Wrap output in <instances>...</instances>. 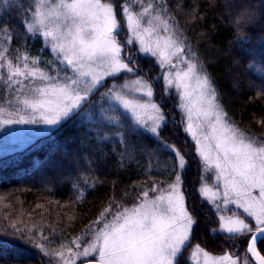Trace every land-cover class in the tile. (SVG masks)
Returning a JSON list of instances; mask_svg holds the SVG:
<instances>
[{
    "label": "snow or ice",
    "instance_id": "obj_1",
    "mask_svg": "<svg viewBox=\"0 0 264 264\" xmlns=\"http://www.w3.org/2000/svg\"><path fill=\"white\" fill-rule=\"evenodd\" d=\"M137 4L141 5L140 11L133 10ZM8 7L24 13L21 25L25 34L29 39L42 38L54 60L45 61V67H41L40 57L31 56L26 50L10 53L4 41L10 42L13 38L11 24L0 18V72L4 73L0 75V87L4 89L0 100V128L12 124H43L59 130L73 117L89 115L90 108L83 112L81 109L104 87L108 78L115 81L122 74L135 75L138 71L130 66L132 55L125 54L128 45L138 43L139 52L157 57L162 69L177 68L173 64L175 58L187 67L164 74L165 92L175 87L178 107L186 119L185 132L195 142L202 173H212L214 178L209 185L203 182L205 175H201L200 195L218 213L221 211L218 201L223 202L225 211L229 205H235L231 215L219 216L218 231L234 244L240 239L247 240L243 264H249L247 254H251L255 264H264V256L258 250V244L264 241V140L245 133L227 116L196 54L191 49L185 54V40L174 18L167 14L163 0H148L146 6L142 0H125L121 8L129 36L123 43L118 39L122 27L113 0H30L27 4L25 0H13ZM262 8L264 4L245 6L237 13L234 25L238 35L234 43L241 48L249 41L242 29L259 22L264 16ZM246 51L253 58L246 71L252 70L264 79V48ZM56 61L59 64L52 69L55 72L52 75L47 65H54ZM153 96L149 80L142 76L125 78L101 93V97L114 102L113 113L115 106L122 112L110 115L101 108V114L108 123L124 129L114 133L125 146L120 153L121 161L134 158L129 151L133 142L128 133H149L158 141L157 149L150 156L155 157L158 151L164 150L174 154L163 165L169 178L174 174V179L162 181L160 185L154 183L131 206L117 204L119 210L114 213L106 208L101 218L107 214L111 219L105 220L83 247L80 237L74 239L71 243L76 245L75 251L64 244L59 250L50 249L37 243L36 236H28L44 256H56L59 264H77L82 257H94L93 264H179L197 221L186 207L182 190L187 161L174 145L160 140L165 116ZM122 117L129 121L127 126ZM96 139L107 140L108 134L101 136L97 129ZM150 192L155 195L150 196ZM249 218L254 224L249 223ZM98 223L100 218L94 222ZM10 227L15 233L25 231L15 223ZM188 259L194 264H240L234 254L214 256L199 244Z\"/></svg>",
    "mask_w": 264,
    "mask_h": 264
},
{
    "label": "trees",
    "instance_id": "obj_2",
    "mask_svg": "<svg viewBox=\"0 0 264 264\" xmlns=\"http://www.w3.org/2000/svg\"><path fill=\"white\" fill-rule=\"evenodd\" d=\"M122 1L113 0L119 20L123 16ZM12 2L0 0V18L10 21L13 37L10 42L5 40L4 43L10 53L20 49L40 57L38 63L45 67V61L52 59L50 50L43 45L42 38H28L21 25L24 13H17L8 7ZM29 2L25 0L26 4ZM142 2L146 4L148 0ZM163 3L185 40V54L189 49L196 54V60L215 86L217 98L227 116L245 133L264 140V79L252 70L246 71L253 62L252 55L246 50L264 48V16L258 23L242 29L249 37L243 48L234 43L238 35L234 25L237 13L242 7L264 4V0H163ZM261 12L264 13V8ZM128 51L134 54L137 48L129 47ZM134 65L138 69L135 75L122 74L115 81L108 78L104 87L99 88L84 105V110L91 109V120L73 117L59 130L52 129L23 148L10 152L2 149L0 247L3 251H0V264H57L56 256H44L27 237L36 236L37 243L50 249L59 250L64 244L74 250L76 245L71 242L80 237L81 244L87 243L93 234L94 222L106 208L113 213L119 210L117 204L131 206L138 198L142 199L140 194L154 183L160 185L162 181L174 179V174L169 178L163 167L169 156L174 154L164 150L158 151L155 157L150 156L149 153L157 149L158 144L157 138L150 134L128 133L133 142L129 151L134 158L121 161L120 153L125 146L114 133L124 129L108 123L101 114V108L110 115L122 112L116 107L113 113V106L101 97L102 92L113 83L119 84L125 78L140 76L151 83L153 100L157 104L159 102L165 116L160 140L174 145L187 161L182 190L186 207L197 221L190 244L197 243L214 256L227 252L239 258L246 252L247 240L240 239L234 244L220 233L215 212L199 196L197 187L201 179V165L194 144L182 128L177 97L172 91L165 92L162 68L154 58L140 53ZM130 66L133 67L132 64ZM53 67L55 65L48 64L47 70L52 72ZM0 75L4 73L0 72ZM3 94L4 89L0 87V100ZM122 122L127 126L129 121L122 117ZM97 129L101 136L107 133L108 139L97 141ZM1 143L0 138L2 146ZM13 223L17 228L24 229V233H15L10 227ZM41 236L47 239H40ZM258 250L264 256V241L258 244ZM186 251L187 248L179 264H185ZM82 262L77 261V264Z\"/></svg>",
    "mask_w": 264,
    "mask_h": 264
},
{
    "label": "rangeland",
    "instance_id": "obj_3",
    "mask_svg": "<svg viewBox=\"0 0 264 264\" xmlns=\"http://www.w3.org/2000/svg\"><path fill=\"white\" fill-rule=\"evenodd\" d=\"M125 3V0H123L122 1V3H121V5H123ZM144 4V3H143ZM147 5V3L146 4H144V6H146ZM140 8H141V5H139V4H137V5H133V10L134 11H140ZM118 18V17H117ZM120 22H121V27H122V31H121V33H120V36L118 37V39H120L121 40V42L123 43L125 40H127V38H128V36H129V33H128V31H127V27H126V22H125V20H124V17L122 16V19L120 20ZM161 35H165V33H163L162 31H161ZM129 47H136L137 48V52L136 53H134V54H132V53H129V51H128V48ZM48 48V47H47ZM127 50H126V55H128V54H130V55H132V57H133V67L134 68H137L134 64H135V61H136V57L138 56V54L140 53L139 52V45H138V43H134L133 45H128L127 47ZM49 50H50V48H48ZM50 54H51V56H52V59L54 60V56H53V54L51 53V51H50ZM141 55H143V56H148V57H152L151 55H146V54H144V53H140ZM152 58H154L156 61H157V57H152ZM58 64H59V62L58 61H56L55 62V67H58ZM159 64V63H158ZM173 64H177V68H169V67H165V68H163L162 69V77H163V80H164V74L166 73V72H175V71H177L178 69H186V67H187V65L186 64H183V63H178L177 62V60L175 59V58H173ZM54 68V67H53ZM50 74H52V75H55V72L54 71H52V72H50ZM61 75H63V73H61ZM134 79H136V78H134ZM164 85H165V81H164ZM169 91H172V93H174L175 94V96L177 97V99L176 100H178V102H177V107H178V103H179V96H178V94H177V91H176V89H175V87H172ZM168 91V92H169ZM167 92V93H168ZM92 97V96H91ZM91 97L89 98V101L91 100ZM105 98V100L107 101V103L109 104V105H112V106H114V102H111V101H109V99L107 98V97H104ZM92 102V101H91ZM155 102V101H154ZM156 103V102H155ZM158 104H159V102H158ZM115 107H118L119 108V106H115ZM179 108V107H178ZM88 109V108H87ZM120 109V108H119ZM84 110V109H83ZM83 110H81V111H83ZM121 110V109H120ZM122 111V110H121ZM181 111V110H180ZM181 113H182V128H183V130H184V132H185V127H186V119H185V116H184V113L181 111ZM84 118L86 119V120H91L92 118H93V115H92V113H89V115H86V116H84ZM52 129L51 128H48V126H45V125H43V124H33V125H28V124H12V125H6L5 127H3V128H0V138L2 139V146L0 145V153H2L1 151H2V149H3V151H6V152H10V151H13V150H17V149H19V148H23V147H25L26 145H28L29 143H30V141H32L33 139H35L36 137H38V136H40V135H43V134H46V133H48L49 131H51ZM186 133V132H185ZM147 134H149V133H147ZM151 135V134H150ZM186 135L189 137V139H190V141L194 144V150H195V154H196V145H195V142L191 139V137L186 133ZM4 139V140H3ZM5 147V148H4ZM196 156H197V159L199 160V162H200V159H199V157H198V155L196 154ZM200 165H201V175L203 174V175H205V177H206V179H205V181H203V182H206V183H208L209 185H211L212 183H213V175H212V173H202V164H201V162H200ZM201 185H202V180L200 179V183H199V185H198V193H199V196H200V198L202 199V200H204V202H206L207 204V206L211 209V210H213V212H215V215H216V217L218 218V220H219V216L220 215H225V216H228V215H231L232 214V211H235L236 209H235V205H229V208H228V210L227 211H225L224 209H223V202L222 201H218V203H220L221 204V211L218 213L217 212V210H216V208H215V206L214 205H211V204H209L208 202H207V200H205V199H203L202 197H201V195H200V192H199V189H200V187H201ZM185 204H186V197H185ZM238 211H241L242 212V210H238ZM114 213V212H113ZM107 219H111V215H107L106 214V216L105 217H103V218H101L100 217V223H98V224H96L95 226H93V229H94V231L95 230H97L98 228H100V227H102L103 226V223L105 222V220H107ZM250 219V221H251V223L252 224H254V221H252L251 220V218H249ZM219 227H220V220H219ZM219 230V229H218ZM94 231H93V233H94ZM91 237H92V235H91ZM249 238H250V235H249ZM91 239V238H90ZM86 243H82L81 244V246L83 247L84 245H85ZM197 245V243H191L190 244V242H189V244H188V246L186 247L187 248V251L185 252V257H184V261L183 262H185V264H194V262H192V261H189V256H190V254H191V252L193 251V249H194V247ZM246 246H247V243H246ZM82 247H81V251H82ZM201 247V246H200ZM202 248V247H201ZM75 250H77L76 248L74 249V251ZM245 251H246V249H245ZM66 255H67V253H65ZM245 255H246V252L245 253H243L240 257H239V260H240V264H243V260H244V257H245ZM247 256H248V254H247ZM181 259V258H180ZM80 260H82L83 262L82 263H84V262H89V261H94V257H82V258H80L78 261H80ZM86 260V261H85ZM248 261H249V264H254L252 261H251V259H250V257L248 256ZM179 262H181V260H179ZM56 263L57 264H59V262H58V258L56 259Z\"/></svg>",
    "mask_w": 264,
    "mask_h": 264
},
{
    "label": "water",
    "instance_id": "obj_4",
    "mask_svg": "<svg viewBox=\"0 0 264 264\" xmlns=\"http://www.w3.org/2000/svg\"><path fill=\"white\" fill-rule=\"evenodd\" d=\"M247 248V246H246ZM248 256L250 257V259L254 262L255 264V260L251 257V254H248ZM81 264H93V261H89V262H84V263H81Z\"/></svg>",
    "mask_w": 264,
    "mask_h": 264
}]
</instances>
